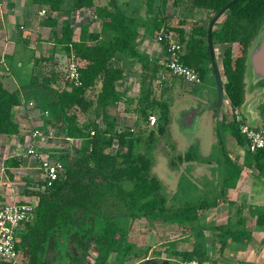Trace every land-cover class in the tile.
<instances>
[{
	"label": "trees",
	"instance_id": "16d2710c",
	"mask_svg": "<svg viewBox=\"0 0 264 264\" xmlns=\"http://www.w3.org/2000/svg\"><path fill=\"white\" fill-rule=\"evenodd\" d=\"M30 1L47 8L41 25L56 27L57 20L51 14L64 10L66 0ZM231 1L190 0L193 8L213 12L212 18ZM106 2L94 5V0H74L75 9L92 8L96 18L105 20L101 23L99 34H90L89 27L83 25L79 40L74 41V29L69 21L62 23L60 35L53 33L55 46L79 64L81 86L75 87L69 82L67 66L59 61L58 69L51 70L41 81L33 74L28 84L14 91H10L0 80V135L8 140L23 137V128L14 120V109L21 106L24 99H31L38 103L42 100L43 103L38 106L48 112L46 129L55 135L61 134L62 143L68 144L71 139L81 141L75 152L60 148L52 153L51 158L63 165V171L51 186L43 181L33 184L37 204L32 221L26 223L25 230L18 231L16 236V250L20 253L21 264H86V255L91 248L96 253L94 264H107L112 256L117 262L127 256L138 257L142 251L128 240V233L136 219L148 222L161 219L165 223L177 224L182 232H190L188 240L191 241V249L171 251L181 263L196 260L199 264L204 261L222 264L224 258L222 261L213 260L212 255L206 253L199 213L222 204L233 207L235 203L228 199L227 191L236 186L243 169H256L258 176L264 178V150L251 153L247 149V140L240 132V123L219 120L217 137L223 160L217 164L221 179L215 185V198L210 202L202 201L173 209L162 194L159 181L151 174V157L134 153L136 144L140 142L138 133H131L124 124L117 129L116 119L108 114L111 106L124 99L117 91L125 73L126 59L123 60V57L145 62L146 58L143 59L136 51L139 28L152 37L154 31L164 28L165 20L158 18L151 22L153 20L149 16L153 12V0H147V18L139 16L141 3L132 8L126 2L118 4V0ZM164 8L165 0L160 10ZM224 14L226 18L220 28L212 30V42L214 45H228L221 60V75L225 78L223 89L227 104L231 110H236L244 102L246 61L252 41L264 27V0H237L229 5ZM180 24L191 26L189 35L183 29H171L178 36L177 43L184 45L187 51L181 56V62L195 70L205 82L212 70L207 27L185 19ZM169 31L168 28L166 32ZM164 42L166 45L167 40L164 39ZM232 44L237 46L235 55ZM33 62L37 63L36 60ZM61 81L64 87L58 90L55 85ZM151 107L147 103L143 105V118L147 120L152 115L151 109L158 108L157 134L163 135L169 123V106L165 101L154 100ZM100 117L104 127L97 122ZM91 132L94 134L91 135ZM226 132L239 147L246 148L242 166L229 158L224 142ZM154 136L150 133L149 143L153 142ZM114 142L125 150L107 153ZM185 157L190 160V156ZM4 165L10 174L11 169L19 166L15 159L7 160ZM231 179H234L232 185L229 184ZM235 208L237 219L234 223L231 218L226 224L207 226L212 231V252L219 256L229 244L246 245L252 240V232L247 229L245 218L240 216L246 208L243 205ZM247 208L250 216L255 218L256 227L264 231V210L256 206Z\"/></svg>",
	"mask_w": 264,
	"mask_h": 264
},
{
	"label": "rangeland",
	"instance_id": "374dc122",
	"mask_svg": "<svg viewBox=\"0 0 264 264\" xmlns=\"http://www.w3.org/2000/svg\"><path fill=\"white\" fill-rule=\"evenodd\" d=\"M126 1L127 0H118V4L120 3V5H123ZM153 1V12L149 16L153 20L151 22L153 23L155 22V19L161 18L162 20H165L166 25L164 26V28H162V30L154 31L152 37L158 39L161 36V42L164 45V48L167 47V42L169 43V41H178V36L174 31H172L173 29H183L187 35L191 33V26H181V20L185 19L190 23L194 22L199 26L206 28L208 27L213 16V12L209 10L193 8L190 0H165V8L163 11L160 10L163 0ZM106 3V0H94V5H104ZM126 3L132 8H135L141 3L142 10L139 13V16H144V18H147V0H129ZM0 6L2 7L1 4ZM16 6L17 7L14 10V14H19L22 10H24V8L22 9L21 1L18 0V5ZM129 6L128 8L131 9ZM63 9V14H61V12L51 14L52 18L55 17L54 19L58 20V27L57 25L55 27L57 28L56 32L58 33V35H60L61 26L64 21H69L75 32H78L79 27H81V25L86 22H88V24L96 22L93 9L87 7L75 9L74 0H66L65 4L63 5ZM67 9H69V12H67ZM34 10L35 11L32 13L33 18L31 20H29V18L28 20H24L23 22V20L18 18L10 22L15 24H10V27L2 25L5 20H1V16L3 12H5V9L0 10V55H4L7 52L12 53L11 50H19L16 55L14 57L12 55L10 59L0 58V80L5 86L9 85L7 78L10 77L16 79L17 82L24 83V85H26L29 83L32 75L35 74L37 77H39V81H41V78L43 76H48L51 70L58 69L56 67L58 65V61L60 62V64H63L65 66H67L70 62L71 58H68L62 52H60V54L56 53L57 55H54L53 57L51 56L49 49H47V46L42 47V45L39 44V48L36 47L35 43L37 39L43 40L47 37L45 33L47 29H42L40 26L43 19L46 17L47 12L45 14H41L39 7H35ZM225 18L226 14H223L221 18L215 23L214 29L220 28ZM90 27L91 25H89V29ZM166 28H169L170 31L166 32ZM15 38L16 40L22 42V47L14 46ZM29 38L30 40H28ZM164 39L167 40L166 45L164 44ZM227 46L228 45L226 44L218 43H215L214 46L216 61L218 63L220 73H222L221 60L223 57V52ZM231 49L235 55L237 46L235 44H232ZM186 52L187 51L185 49L184 53ZM33 60H36L37 63L34 64ZM246 63L247 65L244 78L245 95L242 107L234 110L233 113L230 112L231 108L227 104V100L225 98L224 105L221 109L211 111L207 110L197 116V128L195 132L184 133L179 130L177 124L171 123L169 121L163 135H159L156 132V136H154L155 138L153 139V142L149 143L150 137L146 134L145 141L142 142L140 146H135L134 153L136 155L148 154L151 157V174L157 180H159L161 192L166 196L168 204H170L173 209H178L188 204L195 205L202 201L210 202L215 198V189L217 191V187L215 185L219 183L221 179L219 170L217 169V164L218 162L220 163L223 160V157L221 156V147L218 143L217 137V123L219 122V120L224 119L227 122L236 120L234 113L238 112L237 117L240 124L243 123L255 128H264V81L257 80V78H255L252 73L250 62H248V58ZM222 80L223 82H225V78L223 75ZM176 83L177 82H173V86ZM208 84H211V88L207 87ZM213 84L214 81L211 71L207 76L205 84L200 87L191 88L181 80V82H178L177 85H175L176 90L174 89L171 94L169 93L164 98L165 102L173 105L175 109L195 107L199 101L206 104H213L216 101V89ZM55 86L59 90L60 88L64 87V83L61 81L56 83ZM39 101V103H43L42 100ZM39 103L37 102V105ZM37 105L35 102H32L31 104L29 103V107L32 109H36ZM40 111V113L47 120L48 112L42 109H40ZM25 112L29 113L27 115H25L24 112L22 113V115H24L23 117L26 119L34 116V114L30 111L25 110ZM151 112H154L157 116L155 117L158 118L160 114V110L158 108L151 109ZM37 113L40 114L39 112ZM38 117L39 116H37V118ZM27 121L23 122L22 120V122H18V124H21L20 126L24 130L23 137L27 139L34 130L38 131L42 135L31 140V145L34 148L37 156H42L43 153L48 150L53 151V147L55 149H70L74 152L78 150V143H76L75 141L70 140L68 144L60 143V141H62L61 134H54L53 138H50L52 137L53 132L50 129L47 130V126H36L34 123V121L36 120L30 119V122ZM141 121H144L143 117L141 118ZM84 122L85 120L82 123ZM47 131L50 132L49 136H44L45 133H49ZM44 137V142L48 146H44V143H42L44 146L43 148L40 145V142ZM46 137L50 138L49 141H47L48 139H46ZM36 140H39L40 142ZM224 142L229 152V158L235 164H239L240 166H242L246 148L241 147L242 149L240 150L236 142L227 132L224 134ZM187 155L190 156V160L186 159L185 156ZM17 173L20 175H24L26 171H17ZM233 182L234 179H231L229 184L232 185ZM236 210L237 208L229 211L228 213H224L226 211V207L220 208L216 212H220V214H222L223 212L222 216H219L220 214L216 215V212L211 214L207 211H201L199 213L200 220L204 222V224H207L209 221H211L209 223L210 225H215V222L223 224L226 222V220L228 221L232 217H235L234 213ZM249 220L253 224V219ZM158 224H162L161 220L152 221L150 226L156 228ZM252 224L249 225L250 228H254ZM259 229L262 230L261 228ZM251 231L253 232V239L250 242V250L247 249L245 251L244 258H241V260L239 259L238 261L239 257H233L228 261L224 260L222 264H264V242L261 243L262 236L264 234L259 233L256 230ZM129 233L128 240H131V242L132 240H134L136 248L142 251V253L139 254L138 257L132 256V258L126 261L121 260L118 262L115 260V256H112L110 258L112 264H159V261H156L158 260V256L154 252H160V250H163L164 248H170L169 244H171V241H178V238H181V236H183L184 234H190V232H182L181 230L173 229L132 230V233ZM203 234L204 236L205 234L207 235V237L205 236L204 242L206 243L205 245L207 255H212L213 260L215 259L218 261H222L225 253H223L221 257L218 255V253L215 254L212 252V231L208 229L203 230ZM147 248H149V252L145 253ZM255 248H258L256 254L253 251V249L255 250ZM92 249L93 248H91L86 255V264L94 263L96 253ZM167 254L168 256L164 254L166 255V258L175 260L170 262L169 264L179 263L180 258L175 257L172 254L170 255V252H167ZM203 264H210V261H204Z\"/></svg>",
	"mask_w": 264,
	"mask_h": 264
},
{
	"label": "crops",
	"instance_id": "0c3cea01",
	"mask_svg": "<svg viewBox=\"0 0 264 264\" xmlns=\"http://www.w3.org/2000/svg\"><path fill=\"white\" fill-rule=\"evenodd\" d=\"M22 3V10L19 14L15 13L14 10L18 5V0H0V10L5 9V12H3L1 16V20H5V22L2 24L3 26L10 27V23L16 19H21L23 20H31L33 18L32 13L35 11V7H39L40 11L42 9L46 10V7L40 6V5H34L30 0H19ZM26 8V9H25ZM61 14L63 12L61 11ZM68 14V13H67ZM66 14V15H67ZM62 17V16H59ZM55 18V17H54ZM96 18V17H95ZM144 19V18H143ZM57 20V19H56ZM105 20H101L96 18V22H93L92 24H88V22L82 24V25H91L90 29H88V32L90 34H99L100 33V26L101 23ZM58 22V20H57ZM15 25V24H14ZM81 25V27H82ZM42 29H47L45 32L47 37L44 38L43 40H36V47L39 48V44L42 45V47L47 46V49H49V52L51 56L54 57L60 52L59 47L55 46L54 43V35L53 33H57L55 27H44L40 24ZM58 27V23H57ZM79 31L73 33V40L78 41L79 40V35H80V29ZM139 35H138V40H137V45H136V51L138 52L139 55L142 56L143 59H145V62H141L140 59H130L129 57H123V60H125V73H124V78L118 83L117 85V91L120 92L124 97L123 100L117 102L114 106H111L109 108V115L110 117H114L117 122V129H119L123 124L124 126H127L129 130H134V132L130 131L131 133H138L137 136H139L140 142L136 144V146H140L142 142L145 141L146 139V134L150 135V133H155L157 132L158 128V122L154 127H150L147 123V120L144 119V121H141V118L143 117V105L147 103V105L151 107V105L157 101H165V97L175 88V85H177L178 82H181L180 79L170 75L165 67L162 65V59L165 55L166 49L164 48V45L162 44L161 41H159L157 38H153L145 34V30L142 28H139ZM30 32V31H29ZM58 34V33H57ZM30 40V38L28 39ZM92 45L94 43H91ZM14 46H20L22 47V42L19 40H14ZM215 49V48H214ZM19 50H11L12 53H6L4 55H0V58L2 59H10L11 56L13 57L16 55V53ZM123 62L121 61V64ZM20 64V63H18ZM10 77V76H9ZM167 79V80H166ZM9 85L6 86L10 91H14L16 89H19L24 83H19L16 81L14 78H7ZM214 81V79H213ZM177 82L174 86L172 83ZM26 83V82H25ZM168 86H167V85ZM205 82H202L201 85L196 86L200 87ZM207 85V84H206ZM215 87V82L213 84ZM209 88H211V84H208ZM192 88V87H191ZM148 99V100H147ZM143 101V102H142ZM34 103L35 101H32L31 99H24V102L22 103L21 106L17 107L14 109V120L16 123L18 122H30L31 120H36L34 121L36 126H43L46 124V118L40 113V107L36 103V109H32L29 107V103ZM169 106V121L171 123L177 124V127L180 130L179 124L177 120H182L183 113L186 110H189L190 108H178L175 109L173 105H170L167 103ZM224 105V104H223ZM193 106V105H192ZM39 107V108H38ZM184 107V106H182ZM152 108V107H151ZM25 110L30 111L34 114L33 117L26 119L22 115L24 112L25 115L29 114L25 112ZM39 112L40 114H38ZM152 115L156 116L155 113H151ZM37 116H39L37 118ZM157 117V116H156ZM195 121V130L197 128L196 125V120ZM98 124L100 127H104V121L103 118L100 117L98 119ZM135 124V125H134ZM21 125V124H20ZM195 130L193 132H195ZM181 131V130H180ZM49 132V131H47ZM49 133H45L44 136H49ZM54 133H52L53 138ZM23 137L17 136L16 139L8 140L6 136L0 135V206L3 204L9 203V202H20V203H29L32 205L37 204V198L36 196L33 195V190L35 188L34 183H38L39 181H42V173L39 169V158L38 157H31L27 155V142L26 138L22 139ZM48 139L47 141H49ZM155 138V137H154ZM45 137L41 140L40 145L44 148V146H48L44 142ZM24 140V142H23ZM73 140V139H71ZM76 143H78V148L81 145L80 140H73ZM32 142V141H31ZM63 141H60L62 143ZM44 143V146L43 144ZM238 146V145H237ZM239 147V146H238ZM240 150L242 149L239 147ZM60 149V148H59ZM59 149H55L53 147V151H46L43 153V155H39L41 158H46L48 157L49 159L55 161L52 157V153H55V150L59 151ZM125 149H120L118 147V144L116 142L113 143L112 147L108 149L106 152L109 154H114L117 151L122 152ZM243 154V152H242ZM10 159H15L19 166L11 169V174L10 172L7 173L6 170H9L8 168L6 169L5 167V162ZM240 166L239 164H236ZM25 170L26 173L24 175H20L17 173V171H22ZM14 171V172H13ZM245 171V172H244ZM159 181V180H158ZM32 183V185H31ZM227 196L228 199L233 201L235 205L233 207H228L226 204H222L218 207L211 208L207 210V212H210L213 214L214 212L218 211V209L226 207V211L224 213H228L231 210H234L236 206L238 205H243L246 209H244L241 213L240 216L242 218H245L246 220V227L249 231L251 230H256L259 233H263V229L260 230L259 228L256 227L255 225V218H252L249 214L248 211V206H256L259 207L260 209L264 210V178L258 176V172L254 169H243L238 181L236 183V186L232 189H229L227 191ZM247 213V214H246ZM220 214V212H216V215ZM223 214V212H222ZM220 214L219 216H222ZM233 215V214H232ZM228 216V214H227ZM236 217H232L231 222L234 223L236 221ZM249 219H253V224ZM156 220H161V219H156ZM162 224H158V226L152 227L150 226L151 222L145 221L143 219H136L133 223V226L131 228L130 233H132V230H180L177 224L174 223H165L161 220ZM211 221H209L207 224H204L200 220V230L203 232V230H207V226H209ZM227 222V220H226ZM223 223V224H226ZM203 223V224H202ZM222 223H216L215 225H223ZM252 224L254 228H250L249 225ZM25 226L21 228L20 230H25ZM145 228V229H144ZM252 232V231H251ZM129 233V234H130ZM191 234L183 235L181 238H178L179 240H174L171 241L169 244L170 248H164L163 250H160V252H154L158 256L156 260L157 262L159 261V264H169L172 261L171 258H166L165 256L167 252L176 250L180 252L188 251L191 248V241L188 240L190 238ZM207 237V235L205 234ZM264 238V235L262 236V239ZM132 239V238H131ZM181 239V240H180ZM252 239H253V232H252ZM131 242V240H129ZM252 241V240H251ZM133 244H135L134 240H132ZM175 248V249H174ZM250 250V243L247 245H231L229 244L226 248V252H224V260H229L233 257L238 258L241 260V258H244L245 251ZM147 251L145 253L149 252V248L146 249ZM254 253L256 254V251H258V248L253 249ZM166 254V255H164ZM163 257H162V256ZM132 258V256H127L123 260L126 261L128 259ZM174 258V257H172ZM223 260V261H224ZM158 264V263H157ZM176 264H181V261Z\"/></svg>",
	"mask_w": 264,
	"mask_h": 264
},
{
	"label": "built area",
	"instance_id": "2783aa9c",
	"mask_svg": "<svg viewBox=\"0 0 264 264\" xmlns=\"http://www.w3.org/2000/svg\"><path fill=\"white\" fill-rule=\"evenodd\" d=\"M41 14H45V10L40 11ZM162 40L161 36L158 38ZM166 52L162 59V65L165 69L174 77L181 79L185 84L190 87H196L202 84V80L199 74L185 66L181 62V56H183L185 48L184 45H180L177 42L169 41L166 45ZM70 62L67 65V76L69 82L75 87L81 86L79 64L70 57ZM31 104V102H30ZM234 110L230 109L233 113ZM237 113H234L236 121L238 122ZM147 123L150 127H154L157 124V118L154 115H149ZM240 132L247 140V149L251 153H255L257 150H264V128H255L247 124L241 123L239 126ZM134 132V130H130ZM94 133L91 132V135ZM40 133L36 130L26 139L27 142V155L31 157L39 158V169L42 173V181L47 186H51L56 181L63 171V165L58 161H53L46 158L37 156L34 148L31 145V140L40 137ZM42 136V135H41ZM70 141V140H69ZM35 205L29 203L9 202L0 206V264H20V253L16 250V236L18 231L23 228L26 223L32 221ZM94 264V263H92ZM107 264H112L111 262ZM182 264H199L196 260L185 261Z\"/></svg>",
	"mask_w": 264,
	"mask_h": 264
},
{
	"label": "water",
	"instance_id": "95a60500",
	"mask_svg": "<svg viewBox=\"0 0 264 264\" xmlns=\"http://www.w3.org/2000/svg\"><path fill=\"white\" fill-rule=\"evenodd\" d=\"M237 0H233L222 8L210 21L207 29V42L208 51L211 62V72L215 82L216 89V101L213 104H206L199 101L195 107H191L189 110L184 111L182 120H177L180 130L184 133H192L195 130V121L197 116L204 111L219 110L223 107L225 94L223 89V80L220 73L218 63L216 61L214 45L212 42V30L215 23L221 18L224 12L228 9L229 5ZM249 62L252 68V73L257 80L264 81V31L258 35L253 47L250 50Z\"/></svg>",
	"mask_w": 264,
	"mask_h": 264
},
{
	"label": "flooded vegetation",
	"instance_id": "af4514ba",
	"mask_svg": "<svg viewBox=\"0 0 264 264\" xmlns=\"http://www.w3.org/2000/svg\"><path fill=\"white\" fill-rule=\"evenodd\" d=\"M212 20V19H211ZM210 24V23H209ZM209 26V25H208ZM215 26V25H214ZM207 29H208V27H207ZM213 29H214V27H213ZM264 31V27H263V29L258 33V35H260V33H262ZM258 35L253 39V41H252V45H251V48L253 47V45H254V43H255V41H256V39H257V37H258ZM208 45V44H207ZM214 45V44H213ZM215 46V45H214ZM251 48H250V50H251ZM250 50H249V54H250ZM214 51H215V49H214ZM249 54H248V62H249ZM246 65H247V63H246Z\"/></svg>",
	"mask_w": 264,
	"mask_h": 264
}]
</instances>
